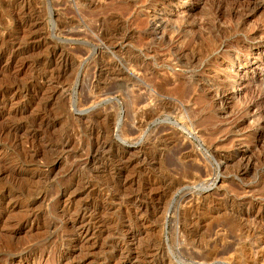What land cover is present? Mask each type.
I'll use <instances>...</instances> for the list:
<instances>
[{
	"label": "rangeland",
	"instance_id": "1",
	"mask_svg": "<svg viewBox=\"0 0 264 264\" xmlns=\"http://www.w3.org/2000/svg\"><path fill=\"white\" fill-rule=\"evenodd\" d=\"M0 264H264V0H0Z\"/></svg>",
	"mask_w": 264,
	"mask_h": 264
},
{
	"label": "bare ground",
	"instance_id": "2",
	"mask_svg": "<svg viewBox=\"0 0 264 264\" xmlns=\"http://www.w3.org/2000/svg\"><path fill=\"white\" fill-rule=\"evenodd\" d=\"M140 102V101H139ZM138 103V102H137ZM141 103V102H140ZM165 104V103H164ZM153 117V116H152ZM146 123V122H145ZM243 149V148H242ZM248 151V150H247ZM236 153H238V152H236ZM34 154V153H33ZM247 155V154H246ZM244 156V155H243ZM245 157V156H244ZM247 157V156H246ZM249 157H251V156H248V159H249ZM248 162H249V160H248ZM8 196V195H7ZM74 215V214H73ZM70 219V218H69ZM73 221H72V225H75L76 224V222H79V218L78 219H76V220H74V219H72ZM71 225V226H72ZM76 227V226H75ZM84 229V230H83ZM82 230L85 232V234H88L89 233V231H90V227L88 228V227H85V228H83ZM84 234V233H83Z\"/></svg>",
	"mask_w": 264,
	"mask_h": 264
}]
</instances>
